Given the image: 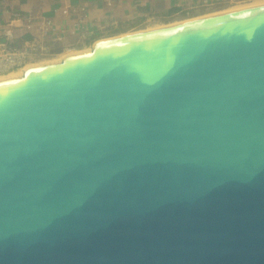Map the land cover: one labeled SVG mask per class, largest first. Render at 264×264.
<instances>
[{"label":"water","instance_id":"95a60500","mask_svg":"<svg viewBox=\"0 0 264 264\" xmlns=\"http://www.w3.org/2000/svg\"><path fill=\"white\" fill-rule=\"evenodd\" d=\"M198 17L0 81V264H264V3Z\"/></svg>","mask_w":264,"mask_h":264},{"label":"crops","instance_id":"0c3cea01","mask_svg":"<svg viewBox=\"0 0 264 264\" xmlns=\"http://www.w3.org/2000/svg\"><path fill=\"white\" fill-rule=\"evenodd\" d=\"M108 1H111L112 6L108 5ZM243 1L223 0L221 7ZM66 3L70 4L73 11L65 20L56 10ZM3 6L15 12L18 11L23 17L21 21L15 23L17 27H14V42L20 45L24 40L32 39L35 34L40 41L49 45V57L54 58L72 51H82L81 49L92 46L107 37L144 29L151 23L172 21L180 14V7L176 0H150L149 2L143 0H2L0 7ZM81 7H86L88 14H83L80 11ZM205 11L213 10H197L193 14L200 15ZM2 15L4 18L8 17L6 13ZM82 17H85V21L81 29L74 30L76 22ZM32 18L35 21L41 18H52L58 26L66 24L62 27H65L68 32L62 40L41 36V31L36 25L32 28L33 33L29 32L25 25ZM0 24L3 23L0 22Z\"/></svg>","mask_w":264,"mask_h":264},{"label":"built area","instance_id":"2783aa9c","mask_svg":"<svg viewBox=\"0 0 264 264\" xmlns=\"http://www.w3.org/2000/svg\"><path fill=\"white\" fill-rule=\"evenodd\" d=\"M149 2L150 0H143ZM223 0H176L180 7V13L184 17L190 18L193 16L194 11L197 10H213L219 11L226 8L221 7ZM2 0H0V3ZM235 4L241 2H234ZM234 3H230L232 6ZM228 4V3H226ZM108 5L112 6L111 1H108ZM57 13L63 16L65 20L70 16L73 8L70 4L66 3L57 8ZM80 11L83 14H88L86 7H81ZM2 13L8 14L7 18H4ZM22 15L17 11H13L6 6L0 7V77L9 75L11 73L22 70L27 64L35 62L37 60L47 59L49 57L48 52L49 45L39 40V37L34 34L32 39L24 40L20 45H17L14 41V27H17L15 23L21 21ZM85 17H82L76 22L74 30L81 29ZM67 23V21H66ZM38 26L41 31V36L50 37L55 40H62L65 34L68 32L65 27L66 24L58 26L52 18H41L35 21V19H29L25 28L31 32L32 28ZM33 33V31H32Z\"/></svg>","mask_w":264,"mask_h":264},{"label":"bare ground","instance_id":"6f19581e","mask_svg":"<svg viewBox=\"0 0 264 264\" xmlns=\"http://www.w3.org/2000/svg\"><path fill=\"white\" fill-rule=\"evenodd\" d=\"M252 1H254V0H251L250 1L251 3L245 2L247 4H244V5H240V3H238L235 6L230 7V9H227V10H224V11H221V12L231 11V10H235V9L242 8V7L258 5V4H263L264 3V0H260V1L257 0V1H254V2H252ZM238 5H240V6H238ZM221 12H216V13L208 14V15L201 16V17H208V16H212V15H215V14H218V13H221ZM201 17H198V18H201ZM175 23L178 24V22H174V24ZM158 24H160V25H158ZM166 26L167 25L163 24V23H151V24L147 25L146 27H144L145 29H141V30L125 33V34H122V35L115 36L113 38H107V39L100 40V41H97V42L108 41V40H111V39H114V38H118V37L131 36V34L141 33V32H145V31L148 32V31L160 29V28H163V27H166ZM90 50H91V48L87 49V50L76 51V52L72 51L71 53L63 54L59 58H56V59H53V60H47V59L37 60L35 62L27 64L22 70H19L17 72L11 73L9 75L0 77V81L10 80V79L21 77V76H23L24 72L27 71L28 69L37 68V67L46 66V65L56 64V63L61 62L67 56H72V55L86 53V52H89Z\"/></svg>","mask_w":264,"mask_h":264},{"label":"rangeland","instance_id":"374dc122","mask_svg":"<svg viewBox=\"0 0 264 264\" xmlns=\"http://www.w3.org/2000/svg\"><path fill=\"white\" fill-rule=\"evenodd\" d=\"M251 0H244L243 2H241L240 3V5H244V4H247V3H245V2H249V3H251L250 2ZM254 1H257V0H254ZM254 1H252V2H254ZM258 1H260V0H258ZM236 4L234 3L232 6H235ZM240 5H238V6H240ZM232 6H230V7H232ZM230 7H226V8H224V9H220L219 11H212V12H206L205 11V13H200V15H194L193 14V16L192 17H190V18H186V17H184L183 16V14H178L177 15V17H175V18H177V19H174V20H172V21H170V20H168L166 23L164 22L163 24H171V23H174V22H179V21H184V20H187V19H191V18H196V17H201V16H205V15H208V14H212V13H216V12H221V11H224V10H227V9H230ZM158 25H160V24H158ZM152 26V25H151ZM145 29V28H144ZM148 29V28H147ZM141 30V29H140ZM125 34V33H124ZM112 37H115V36H112ZM112 37H107V38H112ZM107 38H105V39H107ZM104 40V39H103ZM91 48V46H89V47H87V48H84V49H81V50H87V49H90ZM66 54V53H65ZM58 57V56H57ZM52 58H54V57H48L47 58V60H53ZM54 59H56V58H54Z\"/></svg>","mask_w":264,"mask_h":264}]
</instances>
